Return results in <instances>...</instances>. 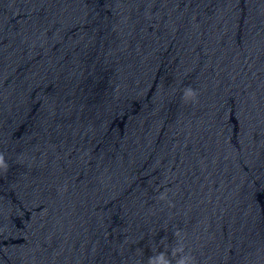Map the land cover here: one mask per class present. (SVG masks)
Wrapping results in <instances>:
<instances>
[{"label": "water", "instance_id": "1", "mask_svg": "<svg viewBox=\"0 0 264 264\" xmlns=\"http://www.w3.org/2000/svg\"><path fill=\"white\" fill-rule=\"evenodd\" d=\"M0 153V264H264V0H0Z\"/></svg>", "mask_w": 264, "mask_h": 264}, {"label": "clouds", "instance_id": "2", "mask_svg": "<svg viewBox=\"0 0 264 264\" xmlns=\"http://www.w3.org/2000/svg\"><path fill=\"white\" fill-rule=\"evenodd\" d=\"M197 93L194 89L188 87L183 91V100L185 102L195 101ZM0 164L3 165L5 172L7 171L8 165L5 161L4 155L0 153ZM164 196H161V199H164ZM177 237L180 236V233L177 232L175 234ZM177 254H179V258L177 259ZM165 256V252L159 253V259L163 260ZM172 260L176 261V264H195V258L190 254H184V245L182 243H178L176 247L171 250V257L169 260L165 262V264H171ZM148 264H154L153 256L148 258Z\"/></svg>", "mask_w": 264, "mask_h": 264}]
</instances>
